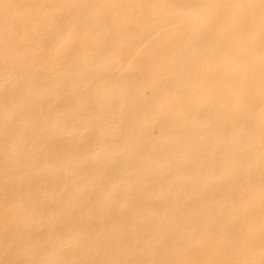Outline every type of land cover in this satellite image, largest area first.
Returning a JSON list of instances; mask_svg holds the SVG:
<instances>
[{
  "label": "bare ground",
  "instance_id": "6f19581e",
  "mask_svg": "<svg viewBox=\"0 0 264 264\" xmlns=\"http://www.w3.org/2000/svg\"><path fill=\"white\" fill-rule=\"evenodd\" d=\"M0 264H264V0H0Z\"/></svg>",
  "mask_w": 264,
  "mask_h": 264
}]
</instances>
